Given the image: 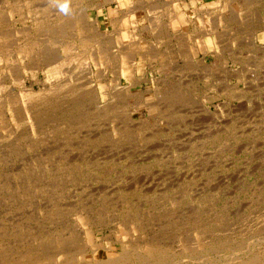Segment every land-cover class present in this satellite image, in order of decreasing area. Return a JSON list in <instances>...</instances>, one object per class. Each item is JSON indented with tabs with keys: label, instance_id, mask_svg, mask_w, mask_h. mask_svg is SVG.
Wrapping results in <instances>:
<instances>
[{
	"label": "rangeland",
	"instance_id": "obj_1",
	"mask_svg": "<svg viewBox=\"0 0 264 264\" xmlns=\"http://www.w3.org/2000/svg\"><path fill=\"white\" fill-rule=\"evenodd\" d=\"M152 244L264 263V0H0V261Z\"/></svg>",
	"mask_w": 264,
	"mask_h": 264
},
{
	"label": "bare ground",
	"instance_id": "obj_2",
	"mask_svg": "<svg viewBox=\"0 0 264 264\" xmlns=\"http://www.w3.org/2000/svg\"><path fill=\"white\" fill-rule=\"evenodd\" d=\"M73 1H75V0H73ZM173 1V0H172ZM223 1V0H222ZM233 1H235V0H233ZM81 2V1H80ZM221 2V1H220ZM228 2V1H227ZM81 4V3H80ZM142 4V3H141ZM231 4V3H230ZM233 4V3H232ZM231 4V5H232ZM77 5V4H76ZM75 5V6H76ZM82 6V5H81ZM83 6H85V5H83ZM144 6V5H143ZM84 9V8H83ZM86 9H88V7L86 8ZM80 10V9H79ZM82 10V9H81ZM64 12V11H63ZM69 12H72V10L71 11H69ZM74 12V11H73ZM86 12V11H85ZM89 12V11H88ZM87 12V13H88ZM60 13V12H59ZM58 13V14H59ZM80 13H81V11H80ZM65 14V13H64ZM71 14V13H70ZM49 15V14H48ZM51 15V14H50ZM75 15V14H74ZM79 15V14H78ZM81 15V14H80ZM35 16H36V14H35ZM54 16V15H53ZM60 16V15H59ZM73 16V15H72ZM172 16V15H171ZM65 17V16H64ZM77 17V16H76ZM80 17V16H79ZM82 17V16H81ZM80 17V18H81ZM85 17H86V14H85ZM59 18H62V17H59ZM78 18V17H77ZM91 18V17H90ZM153 18H155V17H153ZM71 19V18H70ZM52 20V19H51ZM67 20V19H66ZM91 20V19H90ZM150 20V19H149ZM158 20V19H157ZM34 21V20H33ZM36 21V20H35ZM42 21V20H41ZM58 21V20H57ZM60 21L61 20H59V23H57L58 24V26H59V24H60ZM65 21V20H64ZM72 21H73V18H72ZM77 21V20H76ZM81 21H83L82 20V18H81ZM36 22H38V21H36ZM42 22H44V21H42ZM61 22H63V19H62V21ZM71 22V21H70ZM85 22H87V20L85 21ZM89 22V21H88ZM87 22V23H88ZM150 22V21H149ZM49 23H50V21H49ZM54 23V22H53ZM72 23V22H71ZM41 24V22L40 23H38V25H40ZM43 24V23H42ZM63 24V23H62ZM73 24V23H72ZM82 24H84V22L82 23ZM37 24H36V26H38ZM65 25V24H64ZM90 25V24H89ZM95 25V24H94ZM129 25V24H128ZM42 26V25H41ZM68 26V25H67ZM154 26H156V25H154ZM43 27V26H42ZM74 26H72V28H73ZM84 27V26H83ZM88 27V26H87ZM94 27V26H93ZM152 27V26H151ZM34 28H37V27H34ZM33 28V29H34ZM45 28V27H44ZM92 28V27H91ZM55 29V28H54ZM95 29V28H94ZM44 30V29H43ZM61 30V29H60ZM78 30V29H77ZM168 30V29H167ZM41 31V30H40ZM51 31V30H50ZM65 31V30H64ZM75 31V30H74ZM73 31V32H74ZM48 32H49V30H48ZM55 32V31H54ZM61 32V31H60ZM62 32H63V30H62ZM72 32V33H73ZM42 33V32H41ZM63 33H65V32H63ZM71 33V34H72ZM80 33V32H79ZM89 34H91V33H89ZM52 35V34H51ZM62 35H64V34H62ZM15 36V35H14ZM66 36V35H65ZM132 36V35H131ZM162 37V36H161ZM9 38V37H8ZM54 38V37H53ZM95 38V37H94ZM5 40V39H4ZM68 41V40H67ZM82 41V40H81ZM3 42V41H2ZM56 42V41H55ZM64 42V41H63ZM90 42V41H89ZM4 44V43H3ZM42 44H43V42H42ZM47 44V43H46ZM59 44V43H58ZM207 44V43H206ZM230 44V43H229ZM2 45V44H1ZM23 45H24V43H23ZM49 45V44H48ZM223 45V44H222ZM21 49V48H20ZM220 50V49H219ZM21 52V51H20ZM22 55V54H21ZM24 55V54H23ZM22 55V56H23ZM144 55V54H143ZM141 56V55H140ZM102 58V57H101ZM127 58V57H126ZM51 60V59H50ZM133 66V65H132ZM89 68V67H88ZM85 70V69H84ZM90 71V70H89ZM89 74H90V72H89ZM203 76V75H202ZM7 143V142H6ZM88 216V215H87ZM113 216V215H112ZM102 220V219H101ZM248 221V220H247ZM200 225V224H199ZM200 227H201V225H200ZM199 227V228H200ZM167 228V227H166ZM224 228V227H223ZM171 233V232H170ZM214 233V232H213ZM148 234V233H147ZM160 234V233H159ZM199 234V233H198ZM205 234V233H204ZM60 235V234H59ZM162 235H163V233H162ZM141 235H139V237H140ZM151 236V235H150ZM197 236V235H196ZM200 236H202V235H200ZM205 236V235H204ZM250 236V235H249ZM138 237V238H139ZM149 237V236H148ZM209 237V236H208ZM40 238V237H39ZM50 238V237H49ZM156 238V237H155ZM159 238V237H158ZM165 238H167V237H165ZM47 239V238H46ZM45 239V240H46ZM52 239V238H51ZM93 239V238H92ZM161 239V238H160ZM159 239V240H160ZM164 239V238H163ZM168 239V238H167ZM173 239V238H172ZM192 239V238H191ZM220 239V238H219ZM231 239H233V238H231ZM248 239V238H247ZM257 239V238H256ZM262 239V238H261ZM41 240H42V238H41ZM81 240V242H83V240L82 239H80ZM189 240V239H188ZM188 240H186V241H188ZM201 240V239H200ZM205 240V239H204ZM221 240V239H220ZM219 240V241H220ZM230 240V239H229ZM234 240V239H233ZM238 240V239H237ZM53 241V240H52ZM91 241V240H90ZM133 241H134V239H133ZM162 241V240H161ZM227 241H228V239L227 240H225V242L224 243H227ZM232 241V240H231ZM246 241V240H245ZM43 242V241H42ZM41 242V243H42ZM49 242V241H48ZM72 242V241H71ZM94 242V241H93ZM140 242V241H139ZM142 242V241H141ZM146 242V241H145ZM160 242V241H159ZM168 242V241H167ZM166 242V243H167ZM194 242V241H193ZM204 242V241H203ZM217 242V241H216ZM220 242H222V241H220ZM256 242V241H255ZM70 243V242H69ZM147 243V242H146ZM150 243H151V241H150ZM177 243H179V242H177ZM212 243V242H211ZM43 244V243H42ZM64 244H65V241H64ZM79 244V243H78ZM82 244V243H81ZM89 244H91V242L89 243ZM142 244V243H141ZM143 244H144V242H143ZM164 244H165V242H164ZM181 244V243H180ZM185 244V243H184ZM186 244H188V242L186 243ZM192 244V242L189 244V245H191ZM230 244V243H229ZM6 245H7V243H6ZM48 245V244H47ZM67 245V244H66ZM73 245H75V244H73ZM73 245H71V246H73ZM83 245H84V242H83ZM110 245V244H109ZM123 245V244H122ZM146 245V244H145ZM195 245H196V243H195ZM194 245V246H195ZM203 245V244H202ZM231 245V244H230ZM230 245L228 246V247H230ZM253 245V244H252ZM251 245V246H252ZM5 246V245H4ZM43 246V245H42ZM87 246V245H86ZM133 246H135V245H133ZM206 246V245H205ZM215 246V245H214ZM221 246V245H220ZM233 246V245H232ZM6 247V246H5ZM38 247V246H37ZM36 247V248H37ZM46 247V246H45ZM68 247V246H67ZM73 247H75V246H73ZM72 247V248H73ZM99 247V246H98ZM173 247V246H172ZM183 247V246H182ZM196 247V246H195ZM195 247H193L194 249H196ZM226 247V246H225ZM234 247V246H233ZM10 248H11V246H10ZM50 248V247H49ZM53 248V247H52ZM52 248H51V250H52ZM71 248V247H70ZM142 248V247H141ZM148 248V247H147ZM217 248H219V247H217ZM237 248V247H236ZM255 248V247H254ZM258 248V247H257ZM5 249V248H4ZM30 249V248H29ZM39 249V248H38ZM37 249V250H38ZM66 249H68V248H66ZM66 249H64V250H66ZM106 249H107V247H106ZM111 249V248H110ZM131 249H133V248H131ZM143 249H144V247H143ZM183 249V248H182ZM192 249V248H191ZM204 249V248H203ZM232 249V248H231ZM234 249V248H233ZM242 249V248H241ZM252 249V248H251ZM9 250V249H8ZM11 250H12V248H11ZM34 249H32V250H30V251H28L27 250V252L26 253H28L27 255L29 256L30 254H34L35 253V251H33ZM36 250V251H37ZM71 250H73V249H71ZM70 250V251H71ZM77 251H78V249H76ZM114 250V249H113ZM138 250V249H137ZM137 250H135V252L137 251ZM166 249L165 248H163V247H159V246H156V245H151L149 248H148V255H143V254H137V255H135V257H136V263H134V264H154V262L155 263H159V264H162L163 262H164V264L165 263H167V262H165L166 260H167V258H169L170 256H168L167 255V253L166 252H168V251H165ZM201 250V249H200ZM210 250H213V251H215V249L213 248V249H210ZM218 250H220V249H217L216 251H218ZM250 250V249H249ZM13 251V250H12ZM92 251H94V249L92 250ZM182 251V250H181ZM189 251V250H188ZM246 251V250H245ZM248 251V250H247ZM251 251H253V249L251 250ZM38 252V251H37ZM54 252V251H53ZM67 252H69L68 250H67ZM80 252V251H79ZM84 252V251H83ZM87 252V251H86ZM129 252H130V250H129ZM183 252V251H182ZM195 252V251H194ZM197 252H198V249H197ZM196 252V253H197ZM237 252H240L239 250L237 251ZM244 252V251H243ZM248 252H250V251H248ZM264 252V251H263ZM4 253H5V251H4ZM21 253H24V252H21ZM51 253V252H50ZM60 253V252H59ZM64 253V252H63ZM172 253V252H171ZM216 253H218V252H216ZM233 253V252H232ZM236 253V252H235ZM235 253H234V255H235ZM245 253V252H244ZM1 254V253H0ZM10 254H12V253H9L8 255H10ZM25 254V253H24ZM44 254V253H43ZM46 254H47V252H46ZM80 254V253H79ZM220 255H221V253H219ZM237 254V253H236ZM239 254V253H238ZM250 254V253H249ZM7 255V256H8ZM19 255V254H18ZM17 254H16V256H18ZM27 255H22L23 257L22 258H20V259H18V261H17V263H20V264H47V263H44L47 259H49L50 257H48V258H46V257H44V258H46V259H42L43 260V262H40V259L41 258H39V256H38V258H39V260H37L36 259V261H33V260H30L29 259V262L28 263H26V260L28 259V257H27ZM45 255V254H44ZM53 255H55V254H53ZM67 255H69V254H66V256ZM84 255V254H83ZM106 255H107V253H106ZM120 256L119 257H117L116 259H113V257L111 258H106V259H104L102 262H100V263H98V264H133V263H129V261H130V259H132V257L131 256H129L128 255V253L126 252V251H122V253L121 254H119ZM131 255H133V254H131ZM227 255V254H226ZM233 255V256H234ZM243 255V254H242ZM245 255H247V254H245ZM5 256V255H4ZM31 256V255H30ZM58 256H59V254H58ZM57 255H56V257H58ZM186 256H187V254H186ZM190 256H192V255H190ZM201 256V255H200ZM224 256H225V254H224ZM223 256V257H224ZM228 256V255H227ZM226 256V257H227ZM238 256V255H237ZM254 256H257V255H254ZM264 256V255H263ZM9 257V256H8ZM19 257H21L20 255H19ZM41 257H43V256H41ZM68 257H72V256H68ZM76 257H77V255H76ZM109 257V256H108ZM173 257V256H172ZM193 257H195V256H193ZM245 257V256H244ZM14 258V257H13ZM54 258V257H53ZM60 258H61V255H60ZM73 258H74V256H73ZM183 258V257H182ZM188 258V257H187ZM196 258H201V257H196ZM205 257H203V258H201L202 260L204 259ZM238 258V257H237ZM243 258V257H242ZM2 259V258H1ZM68 259V258H67ZM75 259V258H74ZM181 259V258H180ZM189 259V258H188ZM187 259V260H188ZM248 259V258H247ZM11 261H12V259H10ZM13 260H16V259H13ZM35 260V259H34ZM60 260V259H59ZM77 260V259H76ZM101 260V259H100ZM200 260V259H199ZM208 260H210V259H208ZM217 260V259H216ZM221 260H223V259H221ZM221 260H219V261H221ZM226 260V259H225ZM251 260V261H250ZM249 260V264H258V262H256V260L254 259V258H252V259H250ZM264 260V259H263ZM31 261V262H30ZM48 261V260H47ZM49 261H50V259H49ZM48 261V264H51V262H49ZM52 261V260H51ZM61 261V260H60ZM62 261H63V259H62ZM66 261V260H65ZM68 261H70V259L68 260ZM75 261V260H74ZM73 261V262H74ZM78 261V260H77ZM82 261V260H81ZM171 261V260H170ZM176 261V260H175ZM174 261V262H175ZM178 261V260H177ZM192 261V260H191ZM195 262H199V261H196V259L194 260ZM243 261V260H242ZM13 262V261H12ZM12 262H9L8 261V259H7V264H11ZM16 262V261H15ZM72 262V261H71ZM71 262L69 263V264H71ZM72 262V263H73ZM153 262V263H152ZM178 262H180V260L178 261ZM184 262V261H183ZM186 262H188V261H186ZM211 262V261H210ZM209 262V263H210ZM237 262V261H236ZM239 262H240V260H239ZM239 262L237 263V264H239ZM6 263V261H0V264H5ZM16 263V264H17ZM60 263V262H59ZM62 263V262H61ZM76 263V262H75ZM169 263V262H168ZM167 263V264H168ZM182 263V262H181ZM206 263H207V261H206ZM213 263V262H212ZM216 263V262H215ZM218 263V262H217ZM221 263V262H220ZM225 262L224 261H222V263L221 264H224ZM232 263V262H231ZM234 263V262H233ZM232 263V264H233ZM242 263V262H241ZM13 264V263H12ZM15 264V263H14ZM52 264H53V262H52ZM78 264H93V263H91V261H82V262H79ZM169 264H172V263H169ZM175 264V263H174ZM177 264V263H176ZM179 264V263H178ZM208 264V263H207ZM211 264V263H210ZM235 264V263H234ZM264 264V263H263Z\"/></svg>",
	"mask_w": 264,
	"mask_h": 264
},
{
	"label": "crops",
	"instance_id": "obj_3",
	"mask_svg": "<svg viewBox=\"0 0 264 264\" xmlns=\"http://www.w3.org/2000/svg\"><path fill=\"white\" fill-rule=\"evenodd\" d=\"M209 1V0H208ZM188 17V16H187Z\"/></svg>",
	"mask_w": 264,
	"mask_h": 264
}]
</instances>
